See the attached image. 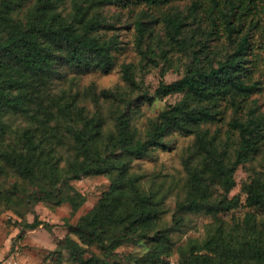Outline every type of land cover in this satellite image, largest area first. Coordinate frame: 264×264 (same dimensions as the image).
I'll list each match as a JSON object with an SVG mask.
<instances>
[{
  "label": "trees",
  "instance_id": "1",
  "mask_svg": "<svg viewBox=\"0 0 264 264\" xmlns=\"http://www.w3.org/2000/svg\"><path fill=\"white\" fill-rule=\"evenodd\" d=\"M174 1L0 0V175L22 180L21 189L14 186L28 206L68 203L73 211L85 198L71 181L100 174L110 179L96 204L68 226L73 237L58 242L56 258L65 249L70 264H121L116 249L128 244L141 252L128 255L125 264H167L174 249L179 264H264V178L243 182V199L229 195L238 166L264 145V112L250 100L259 88L252 75L250 30L260 31L264 49V20L248 17L250 0H190L193 20L199 16L201 27L200 9L208 25L189 50L185 17L169 11ZM133 4L142 59L172 66L175 52L188 54L183 74L167 82L161 67L150 94L138 81L141 67L127 62L120 65L126 91H55L68 71L108 72L115 65L118 33L106 8ZM158 22L162 36L154 27ZM219 23L228 44L213 42ZM88 91L93 100L116 105L107 111L79 105L80 94ZM172 94L180 97L139 126L140 103ZM172 132L192 136L182 159L184 175L145 185V174L132 170L133 160L164 145ZM9 198L7 193L4 199ZM240 206L254 207L263 217L246 211L231 224L219 217ZM196 214L212 216L213 230L200 241L176 246V235L190 229ZM41 224L50 228L36 216L23 227Z\"/></svg>",
  "mask_w": 264,
  "mask_h": 264
},
{
  "label": "rangeland",
  "instance_id": "2",
  "mask_svg": "<svg viewBox=\"0 0 264 264\" xmlns=\"http://www.w3.org/2000/svg\"><path fill=\"white\" fill-rule=\"evenodd\" d=\"M170 5L174 9L170 10L168 6L166 9H169V11L177 10L185 17L186 28H188L187 34L192 36L191 41L188 42L190 50V48L197 45V40L203 39V31L206 29L208 21L199 9L197 13L202 16V24L201 27L197 25L200 22V17L196 16L197 20H193L194 16L189 14L188 6L190 5V0H176ZM249 10L248 17L254 16V18H260V21L264 20V0H250ZM106 12L110 14L111 20L117 28L115 31L118 33L119 49L116 53L115 65L108 72L95 69L81 74H74L68 71L64 79L62 77L56 81L57 87L55 91L63 89L67 95L69 92H74L77 89L84 90L85 88L96 92L101 89L126 91L121 78L120 65L127 62H132L141 67L137 73L138 81L142 89L150 94L157 86L161 67H166L164 79L167 82L183 74L184 67L189 61L188 54L175 52L172 66L165 65L159 58H155L158 62L156 66L152 62L142 59L143 57L135 44V31L132 25V18L138 12L136 5L133 4L125 8L111 5L106 8ZM245 25L249 24L246 23ZM154 27L158 31L157 34L162 36L163 26L161 22L154 24ZM216 29L219 31V33L216 32L218 33V38L213 42H225L228 44L227 32L223 30L220 23ZM250 40L253 41L251 45L253 56L251 62L252 75L259 83L258 90L250 96V100L252 104L258 105L260 110L264 112V49L260 47V31L252 27ZM179 97V94H172L161 99L155 98L151 103H140L139 126H142L147 119L155 117L168 103L174 102ZM78 103L79 105H85L91 111L96 108L107 111L110 107L116 105L113 102L103 101V98H99V101L93 100V95L89 91L86 95L80 94ZM191 142V135L172 132L166 137L164 145L155 147L146 156L134 159L132 170L145 174V185H149V180L153 178L157 181L172 180L175 182L184 175L182 159L187 155ZM234 175L236 185L229 195L240 194L243 199L245 194L241 191L242 183L249 181L253 176L264 178V145L251 161L239 165ZM71 183L85 198V201L75 211L71 209L68 203L54 205L40 201L28 206L23 198L22 190H17L23 187L22 180L14 175H0V263L8 257H14L22 264H70L68 252L65 249H60L61 256L56 258L58 242L69 234L68 226L75 224L81 215L87 213L96 204L103 191L109 187L110 179L108 176L100 174L83 176L80 179L71 181ZM14 185L17 186V189ZM23 190H26V186ZM7 193H9L10 200L6 201L4 196ZM174 202L175 197L172 194L167 199V204L171 211L173 210ZM246 211L254 212L257 220L263 217V214L256 208L244 206L220 213L219 217L226 224H231L233 221H240ZM35 216L49 223L50 228H46L43 224L31 230L24 228L23 223L26 221L31 222ZM169 216L167 218L170 219ZM189 225L190 229L185 234L176 235V246L186 245L194 240H202L213 230L215 220L210 215L196 214L190 216ZM69 235L73 237L72 234ZM91 249L94 252H98L95 246L91 247ZM116 251L121 264H125L126 257L130 254L140 253L141 248L134 244H128L118 247ZM178 258L177 249H174L172 254L166 258L167 264H179Z\"/></svg>",
  "mask_w": 264,
  "mask_h": 264
},
{
  "label": "built area",
  "instance_id": "3",
  "mask_svg": "<svg viewBox=\"0 0 264 264\" xmlns=\"http://www.w3.org/2000/svg\"><path fill=\"white\" fill-rule=\"evenodd\" d=\"M1 264H22V263L14 257H8Z\"/></svg>",
  "mask_w": 264,
  "mask_h": 264
}]
</instances>
